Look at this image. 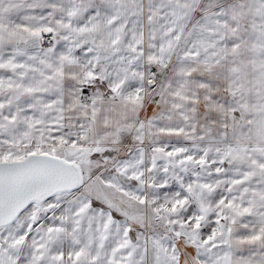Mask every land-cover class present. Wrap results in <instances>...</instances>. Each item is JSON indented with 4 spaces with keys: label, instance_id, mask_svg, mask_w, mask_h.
Wrapping results in <instances>:
<instances>
[{
    "label": "snow or ice",
    "instance_id": "obj_1",
    "mask_svg": "<svg viewBox=\"0 0 264 264\" xmlns=\"http://www.w3.org/2000/svg\"><path fill=\"white\" fill-rule=\"evenodd\" d=\"M0 264H264V0H0Z\"/></svg>",
    "mask_w": 264,
    "mask_h": 264
}]
</instances>
